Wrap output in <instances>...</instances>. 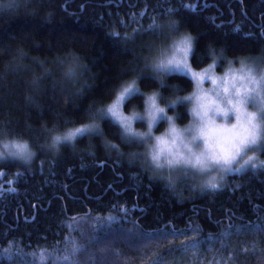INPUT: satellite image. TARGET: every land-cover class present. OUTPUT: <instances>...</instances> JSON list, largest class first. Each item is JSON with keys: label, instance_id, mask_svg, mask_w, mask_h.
<instances>
[{"label": "trees", "instance_id": "16d2710c", "mask_svg": "<svg viewBox=\"0 0 264 264\" xmlns=\"http://www.w3.org/2000/svg\"><path fill=\"white\" fill-rule=\"evenodd\" d=\"M170 19L179 24L164 25ZM185 31L196 37L194 69L213 59L218 70L227 60L264 59V0H30L25 10L0 15V66L22 47L28 65L51 71L35 107L25 101L27 70L0 84V121L36 145L42 124L81 120L123 82L134 79L140 89L124 110L158 84L167 93L147 58ZM72 55L86 65L84 87L65 108L71 83L59 79L58 65ZM165 78L174 92L194 86L186 74ZM170 110L187 119L183 107ZM100 119V134L76 140L94 144L91 153L65 145L59 156L38 150L31 165L0 162V264H120L128 257L172 264L170 253L194 245L202 264H264V165L228 173L217 189L195 190L193 178L180 177L170 191L147 165L129 162L140 143Z\"/></svg>", "mask_w": 264, "mask_h": 264}, {"label": "clouds", "instance_id": "9594fccd", "mask_svg": "<svg viewBox=\"0 0 264 264\" xmlns=\"http://www.w3.org/2000/svg\"><path fill=\"white\" fill-rule=\"evenodd\" d=\"M29 2L0 0V15L25 10ZM163 23L174 28L179 21L170 19ZM184 39L190 45V53L195 48L196 37L185 31L183 36L173 37V47L165 53L148 57L146 66L163 69L159 67L162 58L165 64L167 58L173 55L182 59L184 53L177 51L176 46ZM26 55V50L17 47L8 56L0 66V84L7 85L10 77L27 70L25 101L35 107L43 79L51 67L42 65L34 68L25 62ZM211 63L210 60L209 65ZM58 67L61 69L59 79L71 83L69 94L63 96L62 102L66 108L71 97L83 91L81 74L86 71V65L72 55L60 59ZM209 75L211 79L208 78L206 86L196 83L193 88L174 92L173 86L167 85L165 74L157 72L156 78L166 84L168 92L159 84L143 90L142 104L132 105L125 114L132 131H123L124 136L136 137L143 145L142 151L129 155V162L138 160L142 165H147L153 178L165 183L170 191L176 188L181 175L193 176L195 190L217 189L227 181L228 173L234 165H264L260 154L251 151L264 143V61H246V70L242 76H226L224 72L213 75L212 68L209 69ZM170 105L183 107L187 119L182 121L178 112L170 110ZM101 108L105 111H101ZM106 109L107 105L92 106L81 120L63 127L42 124L36 145L28 136L10 132L7 125L0 121V159L31 165L38 150L59 156L65 145L91 153L95 150L94 144L78 145V134L69 139V132L84 126L89 130L87 135H96V129L102 130L100 117ZM137 124L142 126L138 127ZM103 143L110 145L113 141L104 138ZM135 260V257L124 258L120 264H135Z\"/></svg>", "mask_w": 264, "mask_h": 264}, {"label": "snow or ice", "instance_id": "6c2138e0", "mask_svg": "<svg viewBox=\"0 0 264 264\" xmlns=\"http://www.w3.org/2000/svg\"><path fill=\"white\" fill-rule=\"evenodd\" d=\"M176 50L179 52H183L184 56L183 58H179L176 55H173L170 58H167V63L165 64V60L162 58L159 64V67L165 69V70H173L177 72H184L185 74H190L191 79L194 80L198 85H202L205 77L207 76L209 79H211V76L209 75V68L203 69L202 71L198 72L195 71L190 65L188 61V53L190 50V45L186 39L182 40L180 44L176 46ZM215 82V81H213ZM139 89L137 88L135 81H132L128 86L124 87L122 91H120L114 101L107 106L106 112L104 115L109 116L113 118L115 121H117L120 125V128L123 129L124 132L131 133V127L130 123L128 122V118L122 114L121 112V106L125 103L126 99L133 96L136 92H138ZM97 134L101 133L100 129L95 130ZM89 130L81 126L80 128L75 129L74 131L69 132V139L74 138L77 134L79 135H87ZM113 135H116V133H113ZM129 138L132 136H128ZM253 168H256L257 165L253 164L251 165ZM237 171L240 169L237 168ZM261 251H264L262 249ZM200 250L198 246H193L192 248H184L183 253L178 256L177 253L172 252L170 253V256L172 259V264H186V258L191 257L192 261L191 264H202V261L199 260L200 257ZM154 264H160L159 261H155ZM215 264H221L220 261H216Z\"/></svg>", "mask_w": 264, "mask_h": 264}, {"label": "rangeland", "instance_id": "374dc122", "mask_svg": "<svg viewBox=\"0 0 264 264\" xmlns=\"http://www.w3.org/2000/svg\"><path fill=\"white\" fill-rule=\"evenodd\" d=\"M181 36H183V34H177L176 36H174V37H181ZM173 44H174V41H173V38H172V40H170L169 41V43L166 45H161V48L160 47H158L156 50H155V52L153 53L154 55L152 56V57H155V56H158V55H160V54H162V53H165L168 49H170V48H172L173 47ZM191 53V52H190ZM190 53H189V56H190ZM246 61H252V62H255V63H260L261 61H264V59L262 58V57H240V58H238V59H236V61H234V60H227L226 62H225V64L222 66V68H221V70H218V69H216V65H217V60L216 59H213L212 60V63L209 65V64H207L206 66H204L203 68H201V69H194L192 66H191V64H190V61H189V65L195 70V71H198V72H200V71H202L203 69H206V68H208L209 66H211V68H212V74L213 75H215L217 72H224L225 73V75L226 76H228V75H231V76H242L243 75V73H244V71L246 70ZM147 62H148V60H147ZM149 68V67H148ZM149 70L152 72V73H157V72H163L165 75L166 74H168V73H171V72H177V71H173V70H165V69H151V68H149ZM178 73H182V74H185L184 72H178ZM186 75H188L190 78H191V76H190V74H186ZM132 81H136V80H134V79H131V80H129V81H127V82H123L121 85H119V89H118V91L116 92V94H115V96L109 101V102H107V103H105L104 105H109V104H111L113 101H114V99H115V97H116V95L120 92V91H122V89L124 88V87H126V86H128V84H130ZM207 82H208V77L206 76L205 77V79H204V81H203V84L201 85V86H206L207 85ZM136 84V86H137V88L139 89V87H138V84H137V82L135 83ZM193 84H194V86H195V84H196V82L193 80ZM193 86V87H194ZM139 91H140V89H139ZM138 91V92H139ZM172 106H175V105H172ZM101 111H105V109H103V108H101ZM121 112H122V114L123 115H125L127 112H128V110H124V104L121 106ZM106 115H103V116H101V118L102 117H105ZM109 119H111V120H113L115 123H117V125L119 126V128H120V125H119V123L117 122V121H115L113 118H111V117H109V116H107ZM137 126L138 127H140V126H142L141 124H137ZM120 130L122 131V133H123V129L122 128H120ZM157 131H159V130H157ZM78 136H79V134H78ZM129 138V137H128ZM131 139H135V141H138L139 143H140V145H141V147L143 148V145L141 144V142L138 140V138H136V137H130ZM251 151H253V152H257V153H259L260 154V152L262 151H264V143H261V144H259V145H257V146H255L253 149H251ZM260 157H261V154H260ZM261 159H263L262 157H261ZM7 160H11V159H0V162H2V161H7ZM14 161H16V160H14ZM16 162H19V161H16ZM248 167H251V165L250 166H246V167H240L239 165H234L233 166V168L231 169V171L229 172V173H234V172H240V171H243L244 169H246V168H248ZM237 168H239L240 170L239 171H237L236 169ZM187 177H189V178H193V176H187ZM181 178L183 179V178H186V176H183V175H181ZM194 179V178H193ZM192 187H194V185H191Z\"/></svg>", "mask_w": 264, "mask_h": 264}]
</instances>
